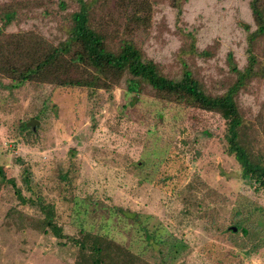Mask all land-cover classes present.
Masks as SVG:
<instances>
[{
  "label": "rangeland",
  "instance_id": "rangeland-1",
  "mask_svg": "<svg viewBox=\"0 0 264 264\" xmlns=\"http://www.w3.org/2000/svg\"><path fill=\"white\" fill-rule=\"evenodd\" d=\"M56 1L0 0V9L16 12L5 31L58 43L74 6L61 11ZM101 1L93 13L97 28L115 40L131 39L166 75L180 69L177 52L186 33L197 53L184 62L207 92L219 94L228 84V56L237 69L245 64L241 26L254 28L249 0H184L178 17L168 0H148V25L129 34L121 33L124 6ZM201 51L208 56L198 55ZM124 90L122 82L109 94L93 95L46 84L11 92L0 87V264L78 259L68 241L33 227L42 214L21 199L50 205L54 224L72 238L86 231L140 254L136 215L148 230L157 227L185 244L173 264H264V193L240 176L225 153L223 121ZM237 103L253 117L264 105V80L250 81ZM31 118L36 128L26 136L18 124ZM238 220L250 230L258 226L260 240L223 232Z\"/></svg>",
  "mask_w": 264,
  "mask_h": 264
},
{
  "label": "trees",
  "instance_id": "trees-1",
  "mask_svg": "<svg viewBox=\"0 0 264 264\" xmlns=\"http://www.w3.org/2000/svg\"><path fill=\"white\" fill-rule=\"evenodd\" d=\"M67 1V2H64ZM184 0H168L178 17ZM67 3V4H66ZM101 0H57L55 5L68 12L64 25V38L56 44L49 43L32 33H7L5 28L16 17L15 10L0 9V87L11 92L25 84L49 85L56 88L85 90L89 95L101 90L109 94L122 82L125 93L134 97L148 94L155 100L197 109L219 117L224 124L222 138L225 153L231 156L240 170V176L254 185V190L264 193V105L253 117H247L237 103V95L253 79L264 80V0H249L248 8L253 30L242 25L245 36V64L241 69L233 66L228 56L231 78L221 93L207 92L187 67L185 60L193 56L194 38L186 33L185 42L177 52L181 60L178 73L166 75L158 64L145 54L129 38L105 34L94 23L95 5ZM123 5L124 25L121 33L145 28L150 20L148 0H117ZM66 4V5H65ZM127 11V13H126ZM201 57L206 51L198 52ZM4 80L7 83L1 84ZM37 121L32 118L18 124L26 136L33 133ZM22 183L27 184V170L22 168ZM4 180L0 170V182ZM14 187L12 180H6ZM35 203L42 218L33 227L48 231L59 241L64 239L77 251L75 264H173L180 259L185 244L171 235H162L158 228L150 230L136 215L137 232L143 242L140 254L115 244L105 236L81 232L77 238L65 236L53 222V209L40 200L21 199ZM203 217H208L205 213ZM125 216V215H124ZM242 220L226 226L223 232L236 235L240 232L251 239L260 240L258 226L250 230ZM232 228L235 230L232 231ZM61 243V242H58Z\"/></svg>",
  "mask_w": 264,
  "mask_h": 264
},
{
  "label": "water",
  "instance_id": "water-1",
  "mask_svg": "<svg viewBox=\"0 0 264 264\" xmlns=\"http://www.w3.org/2000/svg\"><path fill=\"white\" fill-rule=\"evenodd\" d=\"M235 229L234 228H232V231H234Z\"/></svg>",
  "mask_w": 264,
  "mask_h": 264
}]
</instances>
